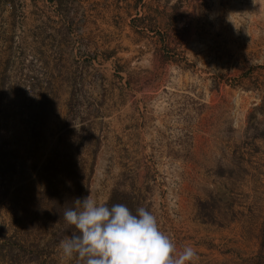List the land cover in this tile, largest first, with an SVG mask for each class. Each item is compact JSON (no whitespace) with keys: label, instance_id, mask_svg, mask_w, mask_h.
I'll list each match as a JSON object with an SVG mask.
<instances>
[{"label":"rangeland","instance_id":"rangeland-1","mask_svg":"<svg viewBox=\"0 0 264 264\" xmlns=\"http://www.w3.org/2000/svg\"><path fill=\"white\" fill-rule=\"evenodd\" d=\"M93 5L54 16L86 58H32L24 35L0 58V264H82L59 244L89 191L150 211L196 264H264V0Z\"/></svg>","mask_w":264,"mask_h":264},{"label":"clouds","instance_id":"clouds-1","mask_svg":"<svg viewBox=\"0 0 264 264\" xmlns=\"http://www.w3.org/2000/svg\"><path fill=\"white\" fill-rule=\"evenodd\" d=\"M63 216L76 231L59 247L65 257L77 256L82 264H196L199 259L194 246L178 251L143 207L136 214L124 204L109 207L89 191Z\"/></svg>","mask_w":264,"mask_h":264},{"label":"crops","instance_id":"crops-1","mask_svg":"<svg viewBox=\"0 0 264 264\" xmlns=\"http://www.w3.org/2000/svg\"><path fill=\"white\" fill-rule=\"evenodd\" d=\"M96 1L98 0H0V58H9L8 55L11 54L12 50V58H15L16 49L20 58L23 35L28 38L30 56L32 58H53L52 53L54 50L57 51L59 49V52L65 48L73 50L74 53L71 54V58H86L85 46L83 41L80 40V37L84 34L79 31L75 33L70 30L66 34L68 38L77 37L71 43V46L68 44L64 46V43L53 44L52 39L56 37V30L53 26L54 16L55 14L58 15V11L62 16L73 15V10H70V7L74 6L77 7L79 14L86 13V8L94 6L93 3H96ZM58 18L59 16L56 17V19ZM65 20V24L68 27L67 30H69L73 21L67 17ZM39 54H43L45 57ZM252 159L255 158L253 157ZM210 191L212 190H208V188L202 189L200 190V195L207 197ZM246 204H251L250 199L246 200V203L242 201L230 204L229 208L233 211H227L224 217L221 218L222 221L238 227L232 231V236L245 238L241 234L240 224L245 223L251 216L248 213L246 214L245 211L244 213L241 212L242 207ZM253 217L261 218L258 214H253ZM253 219L254 221H260L257 218ZM246 237H250V235Z\"/></svg>","mask_w":264,"mask_h":264},{"label":"trees","instance_id":"trees-1","mask_svg":"<svg viewBox=\"0 0 264 264\" xmlns=\"http://www.w3.org/2000/svg\"><path fill=\"white\" fill-rule=\"evenodd\" d=\"M117 196H118V194L114 193L111 196V198L109 199V201L107 203V206L111 207V206L116 205V204H124L125 206H127L130 209V211L133 212V214H136L134 212V209H133L132 205L128 204L127 201H126L127 199H129L128 196L122 195L123 197H121V199L120 198L118 199Z\"/></svg>","mask_w":264,"mask_h":264}]
</instances>
